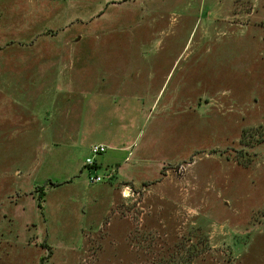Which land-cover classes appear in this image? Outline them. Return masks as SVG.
I'll list each match as a JSON object with an SVG mask.
<instances>
[{
  "label": "rangeland",
  "instance_id": "1",
  "mask_svg": "<svg viewBox=\"0 0 264 264\" xmlns=\"http://www.w3.org/2000/svg\"><path fill=\"white\" fill-rule=\"evenodd\" d=\"M0 264H264V0H0Z\"/></svg>",
  "mask_w": 264,
  "mask_h": 264
},
{
  "label": "built area",
  "instance_id": "2",
  "mask_svg": "<svg viewBox=\"0 0 264 264\" xmlns=\"http://www.w3.org/2000/svg\"><path fill=\"white\" fill-rule=\"evenodd\" d=\"M105 150H106V147L103 144H100V143L93 144L92 147H91L92 156L86 158L85 164L88 167H93L94 165H96L94 157L96 155H99V154L103 153ZM103 178H104V175H102V176H100L98 174H90L89 175V181L92 182V183L101 182V180ZM124 189L125 190L123 191V194H125V193L128 194L131 191L129 187H125Z\"/></svg>",
  "mask_w": 264,
  "mask_h": 264
},
{
  "label": "trees",
  "instance_id": "3",
  "mask_svg": "<svg viewBox=\"0 0 264 264\" xmlns=\"http://www.w3.org/2000/svg\"><path fill=\"white\" fill-rule=\"evenodd\" d=\"M93 167H95V165ZM42 196H44V191L40 189L39 190V197L42 198ZM39 205H40V203H39Z\"/></svg>",
  "mask_w": 264,
  "mask_h": 264
}]
</instances>
